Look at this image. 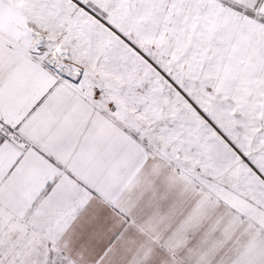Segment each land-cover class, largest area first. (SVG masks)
I'll use <instances>...</instances> for the list:
<instances>
[{
	"label": "snow or ice",
	"instance_id": "1",
	"mask_svg": "<svg viewBox=\"0 0 264 264\" xmlns=\"http://www.w3.org/2000/svg\"><path fill=\"white\" fill-rule=\"evenodd\" d=\"M0 264H264V0H0Z\"/></svg>",
	"mask_w": 264,
	"mask_h": 264
}]
</instances>
